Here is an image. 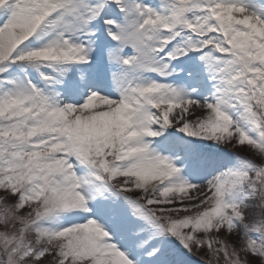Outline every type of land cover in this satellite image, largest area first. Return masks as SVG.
Instances as JSON below:
<instances>
[{
    "label": "snow or ice",
    "instance_id": "snow-or-ice-1",
    "mask_svg": "<svg viewBox=\"0 0 264 264\" xmlns=\"http://www.w3.org/2000/svg\"><path fill=\"white\" fill-rule=\"evenodd\" d=\"M0 264H264V0H0Z\"/></svg>",
    "mask_w": 264,
    "mask_h": 264
}]
</instances>
